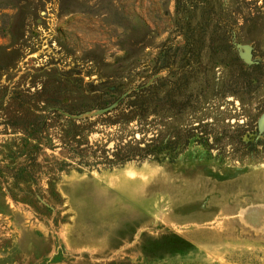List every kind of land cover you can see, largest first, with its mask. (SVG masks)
<instances>
[{
    "label": "rangeland",
    "instance_id": "374dc122",
    "mask_svg": "<svg viewBox=\"0 0 264 264\" xmlns=\"http://www.w3.org/2000/svg\"><path fill=\"white\" fill-rule=\"evenodd\" d=\"M160 48L176 52L173 67L190 61L195 87L226 85L240 62L264 71V0H0V132L17 95L31 106L22 113L48 120L57 80L151 81ZM254 75L251 92L204 95L235 129L264 132ZM236 148L192 143L174 162L71 169L44 214L1 191L0 264H264V147Z\"/></svg>",
    "mask_w": 264,
    "mask_h": 264
},
{
    "label": "trees",
    "instance_id": "16d2710c",
    "mask_svg": "<svg viewBox=\"0 0 264 264\" xmlns=\"http://www.w3.org/2000/svg\"><path fill=\"white\" fill-rule=\"evenodd\" d=\"M175 53L160 48L151 66V81L133 87L109 80L97 84L57 80L48 120L20 111L31 107L25 95L12 98L16 111L3 121L0 132L12 136L0 144V192L44 214L50 207L43 200L56 195L55 182L71 169L101 171L132 162H174L192 143L209 150L218 145L234 150L238 144L247 145L249 152L264 147V132L258 125L253 132L245 126L235 129L228 121L229 112L204 95L251 92L258 80L254 74L264 77L262 65L240 62L229 71L226 85L202 88L191 82L196 69L188 59L173 67L170 60ZM74 90L81 92L80 99L60 96ZM45 91L43 87L40 93ZM96 134L99 138L91 140Z\"/></svg>",
    "mask_w": 264,
    "mask_h": 264
},
{
    "label": "water",
    "instance_id": "95a60500",
    "mask_svg": "<svg viewBox=\"0 0 264 264\" xmlns=\"http://www.w3.org/2000/svg\"><path fill=\"white\" fill-rule=\"evenodd\" d=\"M113 107H114V106H111V107L105 109L104 111L110 110V109L113 108ZM100 112H103V111H100Z\"/></svg>",
    "mask_w": 264,
    "mask_h": 264
}]
</instances>
